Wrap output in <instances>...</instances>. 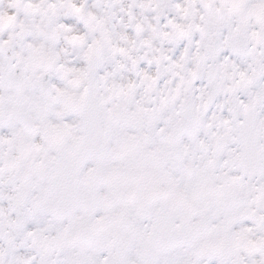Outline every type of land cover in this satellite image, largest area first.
Segmentation results:
<instances>
[{
	"label": "snow or ice",
	"instance_id": "snow-or-ice-1",
	"mask_svg": "<svg viewBox=\"0 0 264 264\" xmlns=\"http://www.w3.org/2000/svg\"><path fill=\"white\" fill-rule=\"evenodd\" d=\"M15 7L0 21V32L9 36L0 39V240L7 241V247H0V264H8V258L13 264H129L120 244L61 262L53 257L64 246L63 235L45 231L39 240L27 239L45 225L63 227L73 220L123 224L130 233L151 231L159 251L138 253L137 264H160V255L181 239L202 241L195 264H204L205 258L208 264H264V186H238V177L223 170L236 165L246 174L264 175V162L254 154L255 137L233 136L226 129L210 132L212 125L204 126L187 104L177 106L182 88L192 83L176 70L192 54L185 41L193 33L170 15L171 31L155 21L163 23L160 14L181 5L108 0L103 16L86 12L83 5H67L83 21L80 27L96 34L75 81L91 75L103 82L87 107V89L71 97L49 79L54 60L40 46L48 33L39 26L11 31L21 15L38 5L16 0ZM72 22L64 19L60 27ZM233 29L217 24L213 39L202 32L195 57L241 64L251 46ZM253 35L257 45L264 44V34ZM73 39L83 42L85 37ZM162 64L178 82L169 81L174 89L154 97ZM196 83L210 95L218 90L211 73ZM141 86L147 104L137 95ZM209 144L212 155L203 167L196 157L186 159L189 149L207 151ZM217 164L221 171L214 175ZM27 245L31 251L25 254Z\"/></svg>",
	"mask_w": 264,
	"mask_h": 264
},
{
	"label": "clouds",
	"instance_id": "clouds-1",
	"mask_svg": "<svg viewBox=\"0 0 264 264\" xmlns=\"http://www.w3.org/2000/svg\"><path fill=\"white\" fill-rule=\"evenodd\" d=\"M15 3L16 0H0V21H3L9 13L17 11ZM34 3L38 5V9H30L21 15L11 31L20 33L22 26L26 29L31 27L35 31L39 26L48 33L47 37L41 38L40 46L50 52L54 60L49 79L58 81L62 91L71 97L79 98L87 89L88 96L85 97L87 107L93 93L103 87V82L92 78L91 75L79 84L75 81L85 67L84 53L87 44L96 34L87 26L80 27L83 21L75 17L74 13L68 10L67 5H83L86 12L91 11L97 16H103L108 8V0H34ZM169 3H179L181 7L180 9L170 7L167 14H160L163 23L159 20L155 23L160 24L161 28L167 25L166 30L171 31V25L168 24L170 15L173 23L184 25L186 28L190 26L189 30L193 33V39L185 41V46L192 54L185 58L184 67L176 70L179 75L192 83L187 88H182L180 96L177 97V106L187 104L189 111L199 117L204 126L212 125L210 132L226 129L233 136L244 133L253 135L254 154L259 161L264 162V70H260V64L257 63L264 64V44L257 45L253 35L256 32L264 34V20L260 18L264 17V0H169ZM51 5H55V8L50 7ZM149 15L154 14L150 12ZM64 19L73 22L61 28L60 24ZM217 24H223L228 28L235 26L233 30L238 29L251 46L250 55L245 57L241 64L234 65L231 60L215 58L201 61L195 57L196 40L200 39L202 32L206 39L215 38L216 33L213 29ZM75 36H84L85 40L83 42L74 40ZM8 38L7 33L0 32V39ZM17 39L19 40V37ZM193 71L197 73L195 78L191 76ZM209 73L218 86V90L211 95L202 83H196L207 80ZM241 73H244L243 77ZM152 74H157L155 66ZM174 79L178 82V77H173L164 64L160 65L159 84L151 96L158 97L161 92L174 89L175 84L169 83ZM143 92L141 86L137 95L147 104L149 99L143 95ZM225 119L229 121L228 125L223 124ZM211 155L212 147L209 144L207 151L198 146L195 151L189 149L186 159L191 162L193 157H196L200 167H203ZM223 170L238 177L236 180L238 186L249 184L264 186V175L259 173L246 174L236 165H226ZM207 171H212L211 166ZM220 171L217 164L214 175H218ZM208 196L209 193H202V198ZM45 231H48L49 236L54 231L65 237L63 248L55 249L56 257H53L61 262L70 257L98 255L106 247L120 244L127 251L129 264H137L138 253L152 255L160 248L158 238L151 231L130 233L123 224L105 223L102 226H93L91 222L82 224L76 220L70 221L63 227L58 223L45 225L43 230L39 228L34 230V235L27 239L39 240ZM0 247H7V241L0 240ZM201 247V240L194 239L190 242L178 240L175 246L160 255V264H195ZM30 251L31 245L25 246V254ZM8 264H13L11 258H8ZM204 264H208L206 258Z\"/></svg>",
	"mask_w": 264,
	"mask_h": 264
}]
</instances>
